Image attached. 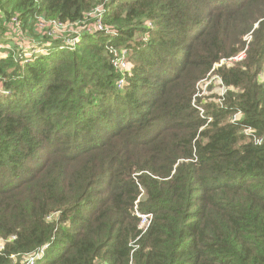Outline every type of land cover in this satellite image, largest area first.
Returning <instances> with one entry per match:
<instances>
[{
    "label": "trees",
    "instance_id": "obj_1",
    "mask_svg": "<svg viewBox=\"0 0 264 264\" xmlns=\"http://www.w3.org/2000/svg\"><path fill=\"white\" fill-rule=\"evenodd\" d=\"M100 3L0 0V44L14 17L38 39L36 17ZM105 4L108 33L0 58V264H264V0Z\"/></svg>",
    "mask_w": 264,
    "mask_h": 264
},
{
    "label": "built area",
    "instance_id": "obj_2",
    "mask_svg": "<svg viewBox=\"0 0 264 264\" xmlns=\"http://www.w3.org/2000/svg\"><path fill=\"white\" fill-rule=\"evenodd\" d=\"M101 1L102 3H100L94 10L88 13L85 19L80 22L70 23V22H62L59 20H46V18H44L43 16L36 17L32 23H33V30L38 35V39H34V36H30L24 30H22L21 21L17 17L12 18L10 23H6V26H8L7 28L9 29V32L7 33L6 36L8 37L7 40L8 39L10 40L5 46L0 44V58L7 57L9 55L8 51L12 50L15 53H17V57L22 59L24 63H28L32 60L35 54L44 53V51L47 53L48 50H50L51 47L55 45V43L60 44L59 49L74 50V48L80 42L81 38L84 35L95 34L97 32L108 33L109 30L103 24V16L106 12L105 3L108 0H101ZM71 26H73L74 29L76 30L78 29L81 30L78 33L71 31L69 30ZM13 28H17V29L15 30ZM59 32H62V34H59ZM40 39H42V42L36 41ZM40 45H43L44 48H41ZM4 48H6L7 51H2V49ZM123 53L125 54L126 52ZM242 57L243 55L241 56V58ZM232 59H229L228 62L236 61L234 60L235 58ZM115 65L120 69H126V70L130 69L129 63L122 59H120L119 62H115ZM220 81H221V85L223 86L224 92H222V90L220 91L221 93L212 91V93H216L220 97L218 101H221L222 98L225 96V94L228 92V87L224 84L221 77H220ZM122 84L123 81H121L119 85L121 86ZM212 85H216L215 82L209 84L208 86L209 91ZM209 91H206L205 93H200V90L197 91V93L194 96L193 104L195 105L196 98L206 96V93ZM195 107H197L201 111V113H203V109L201 107L196 105ZM242 115H243L242 112H237L232 117V123H238L242 118ZM244 133L250 136V138L252 137L256 145H260L262 143L263 139L257 138L255 136L254 129L246 128ZM136 215L142 221L140 228L143 230L142 234H144L151 226L153 215L142 214L140 212H136ZM46 248L47 246H44L42 249L38 250L37 252L22 256L21 264H36V261L44 256ZM3 250H4V243L0 242V253H2Z\"/></svg>",
    "mask_w": 264,
    "mask_h": 264
},
{
    "label": "rangeland",
    "instance_id": "obj_3",
    "mask_svg": "<svg viewBox=\"0 0 264 264\" xmlns=\"http://www.w3.org/2000/svg\"><path fill=\"white\" fill-rule=\"evenodd\" d=\"M17 28H18V27H17ZM17 28H13V29L16 30ZM82 29H83V28H82ZM22 30H23V29H22ZM69 30L78 33L81 29L76 30V29H74L73 26H71V27L69 28ZM59 34H62V32H59ZM6 38H8V37H6ZM8 40H10V39H8ZM13 42H14V41H13ZM12 44H13V43H12ZM2 45H3V44H2ZM4 46H5V45H4ZM245 52H246V50H242L238 55H236L235 57H233V58H235L234 60H244ZM242 55H243V57L241 58ZM224 60H225V61H224ZM224 60H221L219 63H215L213 69L211 70V72H210V73H209L204 79H202L201 81H199V83L197 84V88H198V91L200 90V93H205L206 91H209L208 86H209V84H211L212 82H215L216 85H212L211 87H213V89H212L211 91L207 92L206 95H209L212 91H213V92L221 93L220 91L222 90V92H224V91H223V86L221 85L220 77H219V75H218V73H217V69H219L220 66H221L222 64L226 63V62H227L229 65L232 64V62H233V61L228 62L227 59H224ZM234 62L237 63V62H240V61H234ZM211 87H210V88H211ZM243 132H245V129L243 130ZM246 135H247V134H246ZM141 224H142V221H141ZM15 260H16V259H15Z\"/></svg>",
    "mask_w": 264,
    "mask_h": 264
},
{
    "label": "bare ground",
    "instance_id": "obj_4",
    "mask_svg": "<svg viewBox=\"0 0 264 264\" xmlns=\"http://www.w3.org/2000/svg\"><path fill=\"white\" fill-rule=\"evenodd\" d=\"M140 227H141V222H140Z\"/></svg>",
    "mask_w": 264,
    "mask_h": 264
}]
</instances>
